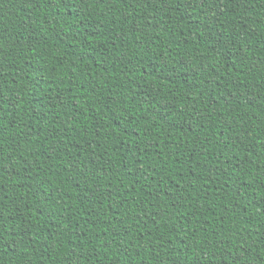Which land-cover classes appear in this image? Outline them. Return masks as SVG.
Masks as SVG:
<instances>
[{"label":"trees","instance_id":"obj_1","mask_svg":"<svg viewBox=\"0 0 264 264\" xmlns=\"http://www.w3.org/2000/svg\"><path fill=\"white\" fill-rule=\"evenodd\" d=\"M0 264H264V0H0Z\"/></svg>","mask_w":264,"mask_h":264}]
</instances>
